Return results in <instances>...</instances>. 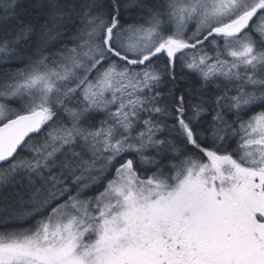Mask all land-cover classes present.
Segmentation results:
<instances>
[{
    "label": "snow or ice",
    "instance_id": "obj_1",
    "mask_svg": "<svg viewBox=\"0 0 264 264\" xmlns=\"http://www.w3.org/2000/svg\"><path fill=\"white\" fill-rule=\"evenodd\" d=\"M0 264H264V0H0Z\"/></svg>",
    "mask_w": 264,
    "mask_h": 264
},
{
    "label": "trees",
    "instance_id": "obj_2",
    "mask_svg": "<svg viewBox=\"0 0 264 264\" xmlns=\"http://www.w3.org/2000/svg\"><path fill=\"white\" fill-rule=\"evenodd\" d=\"M22 2H23L25 5H28V4L31 2V0H22Z\"/></svg>",
    "mask_w": 264,
    "mask_h": 264
}]
</instances>
